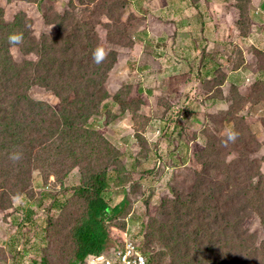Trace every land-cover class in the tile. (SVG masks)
Wrapping results in <instances>:
<instances>
[{
  "label": "rangeland",
  "instance_id": "obj_1",
  "mask_svg": "<svg viewBox=\"0 0 264 264\" xmlns=\"http://www.w3.org/2000/svg\"><path fill=\"white\" fill-rule=\"evenodd\" d=\"M196 1L0 0V264H71L77 192L99 170L111 206L129 202L114 242L140 236L162 264H264V49L206 44Z\"/></svg>",
  "mask_w": 264,
  "mask_h": 264
},
{
  "label": "trees",
  "instance_id": "obj_2",
  "mask_svg": "<svg viewBox=\"0 0 264 264\" xmlns=\"http://www.w3.org/2000/svg\"><path fill=\"white\" fill-rule=\"evenodd\" d=\"M236 1L237 5L234 6V11L237 12L239 18L236 26L240 36L247 37L251 31L252 23L249 14L250 0ZM252 50L258 52L255 48H252ZM261 54L264 56L263 53ZM205 58H208V54H205ZM241 65L242 63L239 64V67ZM218 69L222 71L221 68ZM223 83L224 80L215 86H222ZM109 189L110 179L108 178V172L99 170L92 173L84 183V186L78 190L77 195L84 200L86 207L71 230V237L76 245L75 255L71 264H82L83 262L84 264H89L88 260L92 255H99L109 251L113 242L110 224L124 213L129 203L127 199H124L120 205L111 206L104 197ZM125 193H128V189L125 190ZM132 237L144 246L143 251L147 255L150 264H162L159 260L165 257L166 253L164 251H157L158 249L154 246L148 247L146 242L140 241V236L132 234Z\"/></svg>",
  "mask_w": 264,
  "mask_h": 264
},
{
  "label": "crops",
  "instance_id": "obj_3",
  "mask_svg": "<svg viewBox=\"0 0 264 264\" xmlns=\"http://www.w3.org/2000/svg\"><path fill=\"white\" fill-rule=\"evenodd\" d=\"M165 1L168 3V6L166 7L168 9V12L170 10H173L172 7L175 4V0H165ZM256 1L258 0H250V4H249L250 13L249 14H250L251 21H252L251 27L253 29L250 31L247 37L240 36L237 26H236V22L239 19L237 12L234 11V6L237 5L236 0H232V3H229V4L219 3V2L215 3L209 0H200V2L196 1L195 3H193L194 10L193 12H191V14L193 13L194 15V16L192 15L191 17L192 22L190 20L189 21H190V24H192L194 21L199 20V21H202L201 23L203 24V27L204 26L213 27V30H212L213 34H210L212 35V37H209V39L206 40V44L208 43L211 44L214 41L215 47H220L226 43L235 42L237 44L238 42L243 41V44H247L248 48L251 47V48H255L256 50H261V49H264V13L262 12L263 7H264V0H260L261 1L260 5L262 7H260L261 8L260 10L257 9V12L259 11V14L256 16H253L251 15V12H252L251 10L252 8H254V6H256L255 5L257 4ZM204 5L207 6L206 10L202 8ZM223 7H229V9H225V11H223L222 9ZM196 10L197 12H195ZM150 16L151 18L155 20L157 19V16L154 17L152 14H150ZM259 26L260 28L262 27L260 31L256 28ZM254 28H256V30H254ZM211 52H212V49H209L206 52V54H208V58L210 59L214 58L213 55H211ZM262 53L264 54V51H262ZM219 63L222 64V60L219 61ZM252 64H254V61ZM246 65H247V62L244 65L245 67L243 66V69L244 68H246V70L249 69L251 74H253L252 73L253 70L250 68H247ZM250 65L251 63L248 66ZM219 68L222 69V67H219ZM202 69H205L204 65H202ZM243 69L240 68L237 71H227V73L229 74L227 76L228 80L226 79L225 83L222 86H227V84H229V79H231L232 77L231 75H235L237 72H241V70ZM194 70H195V67H194ZM256 71H257L256 73H261L262 75L264 74V68H259ZM242 80L247 82L246 79H244L243 77H242ZM250 81H254L252 77H250Z\"/></svg>",
  "mask_w": 264,
  "mask_h": 264
},
{
  "label": "built area",
  "instance_id": "obj_4",
  "mask_svg": "<svg viewBox=\"0 0 264 264\" xmlns=\"http://www.w3.org/2000/svg\"><path fill=\"white\" fill-rule=\"evenodd\" d=\"M143 247L130 232H127L122 240L112 242L108 252L92 255L88 262L89 264H150Z\"/></svg>",
  "mask_w": 264,
  "mask_h": 264
},
{
  "label": "clouds",
  "instance_id": "obj_5",
  "mask_svg": "<svg viewBox=\"0 0 264 264\" xmlns=\"http://www.w3.org/2000/svg\"><path fill=\"white\" fill-rule=\"evenodd\" d=\"M23 40V34L22 33H14L9 36V43L12 45H17L21 43ZM107 56V53L103 48L98 47L96 50L93 52V60L95 63L99 64L101 63ZM239 133L236 131H232L228 135V141L230 142H235ZM10 159H12L14 162L18 161L20 159V154L19 153H13L10 156Z\"/></svg>",
  "mask_w": 264,
  "mask_h": 264
}]
</instances>
